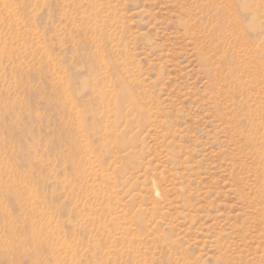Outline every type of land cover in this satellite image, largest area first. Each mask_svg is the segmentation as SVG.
Returning <instances> with one entry per match:
<instances>
[{
    "label": "rangeland",
    "instance_id": "1",
    "mask_svg": "<svg viewBox=\"0 0 264 264\" xmlns=\"http://www.w3.org/2000/svg\"><path fill=\"white\" fill-rule=\"evenodd\" d=\"M0 264H264V0H0Z\"/></svg>",
    "mask_w": 264,
    "mask_h": 264
},
{
    "label": "bare ground",
    "instance_id": "2",
    "mask_svg": "<svg viewBox=\"0 0 264 264\" xmlns=\"http://www.w3.org/2000/svg\"><path fill=\"white\" fill-rule=\"evenodd\" d=\"M153 189H154V191H155V192L157 191V189H156V188H154V187H153ZM157 193H158V192H157ZM154 194H155V193H154Z\"/></svg>",
    "mask_w": 264,
    "mask_h": 264
}]
</instances>
